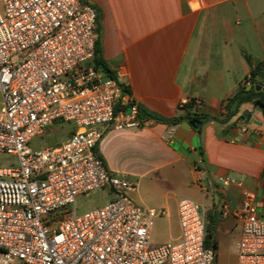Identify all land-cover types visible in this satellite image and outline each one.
I'll list each match as a JSON object with an SVG mask.
<instances>
[{"label":"built area","instance_id":"1","mask_svg":"<svg viewBox=\"0 0 264 264\" xmlns=\"http://www.w3.org/2000/svg\"><path fill=\"white\" fill-rule=\"evenodd\" d=\"M99 36L97 10L84 0H0V155L18 161L0 167V264H213L197 201L180 198L179 238L150 248L155 220L168 209L136 203V184L109 170L97 152L109 125L154 122L140 114L128 84L93 63ZM190 103L195 113L204 105L184 97L179 108ZM56 122L77 129L58 145L32 147ZM198 184L212 187L209 180ZM223 184L240 182L225 177ZM98 191L114 199L79 213V199ZM258 212L256 194L245 190L233 212L242 224L237 264H264Z\"/></svg>","mask_w":264,"mask_h":264},{"label":"crops","instance_id":"2","mask_svg":"<svg viewBox=\"0 0 264 264\" xmlns=\"http://www.w3.org/2000/svg\"><path fill=\"white\" fill-rule=\"evenodd\" d=\"M84 1L97 10L107 75L128 84L147 112L183 117L177 123L154 119L140 129L109 125L97 146L105 165L136 184L130 192L136 203L168 209L175 223L170 241L181 234L178 200L197 201L217 220L216 264H237L242 224L233 212L245 190L256 194L264 217V115L252 102L241 107L245 118L225 120L222 111L250 75L251 60L264 59V0ZM184 97L203 100L201 125L184 118ZM225 177L240 184L225 186ZM199 179L212 187L201 188ZM92 195L100 203L86 210L114 199L110 191Z\"/></svg>","mask_w":264,"mask_h":264},{"label":"trees","instance_id":"3","mask_svg":"<svg viewBox=\"0 0 264 264\" xmlns=\"http://www.w3.org/2000/svg\"><path fill=\"white\" fill-rule=\"evenodd\" d=\"M250 57V56H248ZM95 66L100 67L103 65L105 67V62L102 57V52L100 48L99 39L96 43V51H95V58L93 60ZM108 75L110 77H117L113 72H109ZM251 86L248 88V86ZM126 91L131 92L130 87L125 88ZM254 103L255 105H259L264 115V59L262 60H251V71L250 75L245 79V82L238 88L236 93L231 96L227 102L225 103V107L227 108V114L225 116V120L230 119L233 116L240 114L241 118H245L244 114H241V107L246 103ZM189 106V109L187 108ZM186 107L187 114L184 118H188L190 120H201L202 116L199 113L191 112L190 108L192 104ZM120 109V105L117 107V111ZM139 111L142 116H148L158 121L170 122V123H177L182 120L183 117H175L172 119L161 118L155 116L146 110L142 109L139 106ZM98 152V147L96 148ZM207 233H206V245L212 247L215 250L216 258L213 264H216L217 259V247L218 241L216 239V226L217 220L216 218L207 213Z\"/></svg>","mask_w":264,"mask_h":264},{"label":"rangeland","instance_id":"4","mask_svg":"<svg viewBox=\"0 0 264 264\" xmlns=\"http://www.w3.org/2000/svg\"><path fill=\"white\" fill-rule=\"evenodd\" d=\"M73 122H56L51 125L42 135L37 136L32 141V147L40 148L42 146H55L64 142L69 135L75 131ZM18 161L15 155L2 154L0 155V167L2 166H17ZM136 188V187H135ZM148 187L144 184L140 187L141 193L149 199L147 190ZM78 203V212L85 211L89 205H98L100 200L94 195L83 197ZM145 205V204H143ZM202 208V207H201ZM175 233V223H172L168 216L158 217L155 220V225L150 236V248L160 246L171 240V236ZM19 264V263H18Z\"/></svg>","mask_w":264,"mask_h":264},{"label":"water","instance_id":"5","mask_svg":"<svg viewBox=\"0 0 264 264\" xmlns=\"http://www.w3.org/2000/svg\"><path fill=\"white\" fill-rule=\"evenodd\" d=\"M100 68L104 69V66L103 65H100ZM251 86H249L248 88H250ZM248 112H245V115L247 114ZM190 123L194 126V127H197L198 125H201V122L197 121V120H191Z\"/></svg>","mask_w":264,"mask_h":264}]
</instances>
